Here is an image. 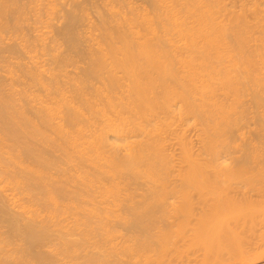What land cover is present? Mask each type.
<instances>
[{
	"label": "bare ground",
	"instance_id": "obj_1",
	"mask_svg": "<svg viewBox=\"0 0 264 264\" xmlns=\"http://www.w3.org/2000/svg\"><path fill=\"white\" fill-rule=\"evenodd\" d=\"M89 1L0 0V264L262 259L264 0Z\"/></svg>",
	"mask_w": 264,
	"mask_h": 264
},
{
	"label": "rangeland",
	"instance_id": "obj_2",
	"mask_svg": "<svg viewBox=\"0 0 264 264\" xmlns=\"http://www.w3.org/2000/svg\"><path fill=\"white\" fill-rule=\"evenodd\" d=\"M97 1H100V0H96V2ZM95 2V0H94V2H92L91 1V3H90V1H89V3L88 2H86L85 4H88V5H85L84 4V7H86V9H87V13L89 12L88 11V9L90 8V7H93V6H95L93 3H95V4H100V3H102L103 1L101 0V2H97L96 3ZM89 4H91L90 5V7H87V6H89ZM103 6H104V3L102 4ZM101 4L100 5H97V6H100V7H98L99 8V10L101 9V8H103V6H102ZM97 6H95V7H93V8H90V12L92 11V13L90 14L91 16L90 17H93V18H95L94 20L96 21V19H97V17H98V13H100V12H104L103 10L101 11H99L98 13L95 11L96 10V8H97ZM102 6V7H101ZM97 8V9H98ZM94 9V10H93ZM104 9V8H103ZM105 10V9H104ZM93 12H96L97 14H95V13H93ZM105 13H106V11H105ZM104 13V14H105ZM94 14H95V16H94ZM93 20V21H94ZM84 22H82V24H80V25H82V26H80L78 29V31L80 32V30H81V28H83L84 30H81V32H82V34H83V32L85 33L86 31L85 30H87V29H89V27H87V25H88V21H86L85 22V20H83ZM100 21V20H99ZM98 21V22H99ZM97 22V21H96ZM101 22V21H100ZM97 23L98 25H100L101 23ZM85 23H87L86 25H84ZM95 22H94V26H95ZM96 24V28H101L102 26H99L98 27V25ZM102 25V24H101ZM83 26H85V28L83 27ZM89 26V25H88ZM25 31H27V30H25ZM88 31V30H87ZM28 33H29V31H28ZM82 34L80 35L81 36V40H82V42H80V40H79V42H80V45H81V47L83 46L82 44H84L85 46L84 47H82V48H79L78 47V52H80V51H83V52H81V53H76L77 54V57L78 56H80V59H78V60H82V58H81V56L83 55L82 53H85V51L87 50V47H86V45L87 44H85V42L84 41H86L87 39V37H85L86 36V34L84 35L83 34V36H82ZM79 36V37H80ZM83 37V38H82ZM85 37V38H84ZM84 39H86V40H84ZM60 40H63V42L65 43V39H60ZM84 40V41H83ZM87 41H89V40H87ZM86 41V42H87ZM62 42V43H63ZM66 44V43H65ZM78 46H79V43H78ZM83 48L85 49V50H83ZM1 52V51H0ZM1 53H3V52H1ZM0 53V54H1ZM6 54V53H5ZM1 80V79H0ZM2 83H4V81H0V84L2 85ZM5 84V83H4ZM191 136V135H190ZM122 228V227H121ZM258 229H262V226H258ZM124 230H126V229H124ZM124 232H126V231H124ZM261 237H262V234H261V232L260 231H256V232H253V233H251V232H249V233H246L245 235H243V239H244V241H246V244L248 245V246H250V247H252V246H256L257 244H260L261 243ZM180 243V242H179ZM180 244H182V242L180 243ZM179 244V245H180ZM44 249V248H43ZM47 249V248H46ZM53 249H54V251H55V248L53 247H51V252H53ZM48 251L50 250V248L49 249H47ZM43 251H45V249L43 250ZM44 254H45V252H43ZM49 253V252H48ZM54 253V252H53ZM52 253V254H53ZM51 253H49L48 255H50ZM47 255V254H46ZM50 256H53V255H50ZM206 258V254H205V252L202 250V249H200V248H187L183 253H181V254H173V256H168L167 258H166V261H167V264H200L204 259ZM253 264H264V257L262 258V259H260V260H257V261H255Z\"/></svg>",
	"mask_w": 264,
	"mask_h": 264
}]
</instances>
